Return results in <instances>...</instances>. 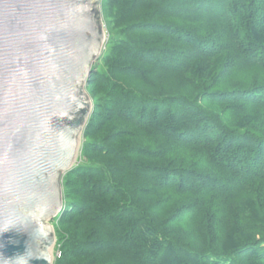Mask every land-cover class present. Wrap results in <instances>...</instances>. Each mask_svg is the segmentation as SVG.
Segmentation results:
<instances>
[{
	"label": "trees",
	"instance_id": "trees-1",
	"mask_svg": "<svg viewBox=\"0 0 264 264\" xmlns=\"http://www.w3.org/2000/svg\"><path fill=\"white\" fill-rule=\"evenodd\" d=\"M108 3L55 264H264V0Z\"/></svg>",
	"mask_w": 264,
	"mask_h": 264
},
{
	"label": "water",
	"instance_id": "water-1",
	"mask_svg": "<svg viewBox=\"0 0 264 264\" xmlns=\"http://www.w3.org/2000/svg\"><path fill=\"white\" fill-rule=\"evenodd\" d=\"M99 0H0V264H53L50 222L92 104Z\"/></svg>",
	"mask_w": 264,
	"mask_h": 264
},
{
	"label": "rangeland",
	"instance_id": "rangeland-1",
	"mask_svg": "<svg viewBox=\"0 0 264 264\" xmlns=\"http://www.w3.org/2000/svg\"><path fill=\"white\" fill-rule=\"evenodd\" d=\"M110 3H108V5H106V0H99V15H100V18H99V21H100V24H101V27H102V30L105 34V42L103 44V47H102V50H101V53L100 55L98 56V58L94 61V63L92 64V68L96 70L99 69V71L101 73H103L106 69V66H104V64H96L98 63V60L99 58L104 55V54H108L111 52L112 50V46L115 44V41L117 40V37H118V33H119V30L117 31V28H116V25L112 22L113 19H112V14L111 13V7H109ZM90 78V77H89ZM88 82L87 84L85 85L84 87V90H85V93L88 95L90 101H91V104H92V109L94 107L93 105V97L92 95L90 94V92L88 91L87 87H88ZM92 112L90 113V116H91ZM89 116V117H90ZM89 120V118H88ZM88 123V121H87ZM86 123V125H87ZM86 128V126H85ZM84 128L83 132H82V135L80 137V147H79V150H78V155H77V158H76V162L74 164V166L71 168V170L67 171L66 173H64L61 177V193H62V202H63V208L65 206V198L68 194V191H69V185L66 184L67 181H74L76 183V176H72L73 173H75L76 171H78V169H80L82 167V165H89V161L88 159L86 158V152L84 151L85 149V144H84V139H85V134H84V131L86 130ZM107 178V177H106ZM63 210V209H62ZM61 214V213H60ZM60 214L58 216H60ZM56 216L51 222H50V225L52 226L53 228V231H54V235H55V244H54V247H53V264L56 263V261L58 259H60L61 257V252L59 251V246H58V242H57V236H56V220L58 219ZM57 218V219H56ZM59 255V256H58Z\"/></svg>",
	"mask_w": 264,
	"mask_h": 264
},
{
	"label": "bare ground",
	"instance_id": "bare-ground-1",
	"mask_svg": "<svg viewBox=\"0 0 264 264\" xmlns=\"http://www.w3.org/2000/svg\"><path fill=\"white\" fill-rule=\"evenodd\" d=\"M254 183V182H253Z\"/></svg>",
	"mask_w": 264,
	"mask_h": 264
},
{
	"label": "built area",
	"instance_id": "built-area-1",
	"mask_svg": "<svg viewBox=\"0 0 264 264\" xmlns=\"http://www.w3.org/2000/svg\"><path fill=\"white\" fill-rule=\"evenodd\" d=\"M59 256V255H58Z\"/></svg>",
	"mask_w": 264,
	"mask_h": 264
}]
</instances>
